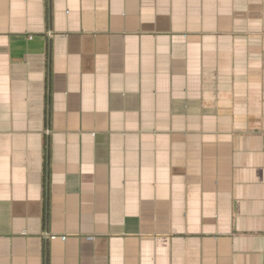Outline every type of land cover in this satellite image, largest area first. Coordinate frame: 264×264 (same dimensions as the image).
I'll return each instance as SVG.
<instances>
[{"label": "crops", "instance_id": "crops-1", "mask_svg": "<svg viewBox=\"0 0 264 264\" xmlns=\"http://www.w3.org/2000/svg\"><path fill=\"white\" fill-rule=\"evenodd\" d=\"M0 264H264V0H0Z\"/></svg>", "mask_w": 264, "mask_h": 264}, {"label": "built area", "instance_id": "built-area-1", "mask_svg": "<svg viewBox=\"0 0 264 264\" xmlns=\"http://www.w3.org/2000/svg\"><path fill=\"white\" fill-rule=\"evenodd\" d=\"M50 239H57V238H60L62 240L66 239L67 237L66 236H58V235H55V234H51L49 235Z\"/></svg>", "mask_w": 264, "mask_h": 264}]
</instances>
